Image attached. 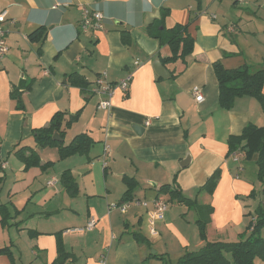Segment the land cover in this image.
Here are the masks:
<instances>
[{
	"label": "crops",
	"instance_id": "0c3cea01",
	"mask_svg": "<svg viewBox=\"0 0 264 264\" xmlns=\"http://www.w3.org/2000/svg\"><path fill=\"white\" fill-rule=\"evenodd\" d=\"M86 8L103 14L102 29L81 30ZM4 11L13 24L0 65V205L10 218L4 226L0 216V250L9 249L11 256L0 254V264H54L60 241L70 256L67 264H160L151 256L178 261L205 245L196 225L201 207L171 202L168 195L159 235L151 239L142 231L143 206L130 203L125 212L109 213L110 204L124 203V179L137 183L133 202H152L164 185L197 196L198 204L204 199L213 209L210 242L249 234L256 209L264 207V183L255 163L228 156V141L249 125L264 128V112L249 96L222 108L214 64L261 68L264 0H0ZM177 24L189 25L194 51L185 62L164 65L172 52L156 36L165 37L164 30ZM38 28L47 30L46 38L32 42ZM156 61L168 78L157 76ZM102 73L112 84L132 75L126 94L114 92L110 110L99 109L103 97L93 93ZM72 74L85 86L71 85ZM194 87L202 89L204 102H196ZM59 113L65 122L77 116L63 127L64 144L87 134L94 141L88 154L60 160L57 147L37 146L35 131L49 127ZM24 147L39 153L41 167L26 169L17 155ZM188 155V167L181 168ZM216 171L221 175L213 195H197ZM65 173L71 189L62 180ZM92 219L96 226L87 230ZM133 232L149 245L134 241Z\"/></svg>",
	"mask_w": 264,
	"mask_h": 264
},
{
	"label": "trees",
	"instance_id": "16d2710c",
	"mask_svg": "<svg viewBox=\"0 0 264 264\" xmlns=\"http://www.w3.org/2000/svg\"><path fill=\"white\" fill-rule=\"evenodd\" d=\"M167 12H164V16ZM189 25L177 24L172 29L164 30L165 37L156 36L160 42V46L168 45L172 55L162 60L164 65L176 63L181 60L185 62L186 58L194 51L195 41L188 32ZM47 30L38 28L30 34L29 39L32 42L42 41L46 38ZM128 43L129 41H125ZM214 70L218 79L219 85V102L224 109H231L237 98L245 96L254 97L257 99L264 112V64L261 68L253 69L251 66L243 65L236 69H226L221 62L214 64ZM71 85L84 87L85 84L80 76L72 74L69 76ZM12 96L17 100V108L22 109L20 95L13 91ZM77 119L73 117L70 121L65 122V114H57L49 127L35 131V140L40 148L57 147L60 160H65L76 154L86 155L94 145L93 139L87 134L76 136L68 145L64 144V129L72 124ZM58 134L60 141L53 139L54 135ZM229 152L228 156H233L238 150L245 155V160H253L258 167V180L264 183V128H259L255 125L247 126L240 136H232L228 141ZM29 152V155L26 153ZM17 155L24 161L26 169L32 167H41L40 155L37 151L24 147L17 152ZM48 164L42 166L45 168ZM51 165V164H50ZM3 169L0 167V187L3 183ZM220 171H216L198 190V194L207 193L213 195L220 179ZM64 183H68L69 189L73 187V183H69L70 176L65 173L62 176ZM127 184V191L124 195V203L133 200L134 191L137 189V183L133 179H124ZM159 194L168 195L171 202H177L188 208L198 207L197 196L193 200L182 194L176 187L172 188L169 185H164L160 188ZM264 194V189H263ZM200 208V207H199ZM203 211L202 216L196 221L198 226L200 239L205 242V245L197 252H187L181 257L176 264H255L256 260L264 261V207L259 206L255 211L254 220L247 227L249 234L240 238L235 242L230 241H214L207 240V228L211 222L213 209L210 206L200 208ZM0 216L2 217L3 225L6 226L9 220V213L5 205H0ZM134 241L142 244H147L148 240L141 232L131 233ZM59 258L54 264H67L70 259L68 253L65 252L64 246L60 241L58 246ZM0 254H8L11 256L9 249L0 250ZM230 255L231 258H228ZM151 257L160 259L166 262L163 256L155 254ZM165 264H168L167 262Z\"/></svg>",
	"mask_w": 264,
	"mask_h": 264
},
{
	"label": "built area",
	"instance_id": "2783aa9c",
	"mask_svg": "<svg viewBox=\"0 0 264 264\" xmlns=\"http://www.w3.org/2000/svg\"><path fill=\"white\" fill-rule=\"evenodd\" d=\"M103 14L99 11L92 10L89 8L84 9L82 21H81V30L84 32L89 31L90 29H102V20ZM13 24L12 21L8 19L7 12L0 13V65L2 60L6 57L9 52V45L7 42L9 29L8 25ZM132 81V75L121 80L116 84L110 83L108 80L107 73H102L98 76L95 82V88L93 93L102 96L103 99L99 103L98 108L102 110H110L112 108V97L116 90H120L122 93L126 94L129 90V86ZM192 94L198 103L204 102L205 98L200 87H194L192 89ZM149 124V123H147ZM244 153L242 151L236 152L233 154V160L239 163L244 158ZM105 164V163H104ZM53 182H49V185H53ZM130 203H134L137 206H143L147 209V229L151 237H156L159 235L157 230V222L163 220L164 213L168 210L169 204L166 198L158 194L157 197L152 202L135 200V202L130 201L122 204H110L108 206V212L111 213L115 210H120L125 212ZM96 220L92 219L86 229L92 230L96 226Z\"/></svg>",
	"mask_w": 264,
	"mask_h": 264
},
{
	"label": "rangeland",
	"instance_id": "374dc122",
	"mask_svg": "<svg viewBox=\"0 0 264 264\" xmlns=\"http://www.w3.org/2000/svg\"><path fill=\"white\" fill-rule=\"evenodd\" d=\"M255 69H257V68H255ZM70 139L68 138L67 140H66V144H68L70 141H69ZM53 148H55V147H53ZM247 162H252V164L253 163H255L253 160H251V161H247ZM256 164V163H255ZM259 181V180H258ZM2 186V185H1ZM1 189H2V187H0V191H1ZM259 200H260V198H259ZM145 201V200H144ZM204 199H200L199 200V204H198V207H204ZM259 204H260V202H259ZM173 206L175 207V208H177L178 206H177V204H173ZM173 207V208H174ZM188 217H189V220L191 221V218H193V214L192 213H190L189 215H188ZM255 221V220H254ZM157 230H158V227H157ZM142 231H143V233H144V235H147L148 237H149V234H148V231H147V229H146V226H145V224L143 225V227H142ZM150 238V237H149ZM151 239V238H150ZM154 243V242H153ZM173 245H175L176 247H178L179 246V243H178V241L176 240L175 242H174V244ZM176 248H172V254L174 253V251H177V250H175ZM153 251H155V249H151V253L153 252ZM187 252H189V251H186V253ZM228 258H231L230 257V255H228ZM160 262V264H165L166 262L168 263V264H171V263H174V262H177L176 261V257H173V258H169V257H166V262L164 263V261H159ZM261 262H263V263H261ZM256 264H264V261H261V260H257L256 261Z\"/></svg>",
	"mask_w": 264,
	"mask_h": 264
},
{
	"label": "water",
	"instance_id": "95a60500",
	"mask_svg": "<svg viewBox=\"0 0 264 264\" xmlns=\"http://www.w3.org/2000/svg\"><path fill=\"white\" fill-rule=\"evenodd\" d=\"M154 70L159 78L166 79L169 77L168 71L166 70V68L163 66V64L160 61H156L154 63ZM138 128L139 126H136L137 132H138ZM53 139L57 141L60 140L58 134H55ZM189 163H190V156L188 155V157L181 162L180 166L181 168H187Z\"/></svg>",
	"mask_w": 264,
	"mask_h": 264
}]
</instances>
